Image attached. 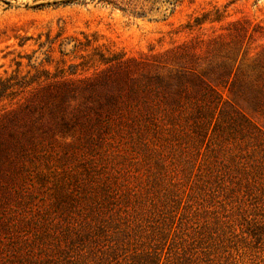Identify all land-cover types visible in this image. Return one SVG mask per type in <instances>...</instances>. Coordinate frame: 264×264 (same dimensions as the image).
Listing matches in <instances>:
<instances>
[{
	"label": "rangeland",
	"instance_id": "rangeland-1",
	"mask_svg": "<svg viewBox=\"0 0 264 264\" xmlns=\"http://www.w3.org/2000/svg\"><path fill=\"white\" fill-rule=\"evenodd\" d=\"M114 58L143 62L150 73L169 70L174 74L169 97L178 89L175 75L195 69L201 79L180 77L191 96L198 97L200 88L210 84L221 95L224 108L244 114L264 131V0H0V145H8L11 135L27 147L22 159L15 160L11 150L8 161L0 155L1 206L9 187L21 190L32 183L22 193V209L31 207L35 212L37 206L47 207L55 167L76 164L84 150L66 153L77 144L78 133L58 131L61 114L56 101L66 97L63 114L70 119L77 110L83 111L85 98L113 92L106 86L64 87V82L88 79L95 84L96 79L102 83L112 77L110 85L115 87L124 74L109 68L114 60L105 63ZM143 137L155 140L167 160L187 146L169 133ZM126 140L129 144H122ZM129 146L135 153L146 151L142 140L127 137L117 151L127 156L124 163L131 161L130 154L133 157ZM200 157L197 154L195 165ZM158 163L150 162L160 169ZM21 166L20 173L13 174ZM39 176L45 177L44 183ZM183 182L187 184L182 216L190 219L183 228L196 226L203 218L212 224L210 237L194 249L205 253L200 264H264V234L256 240L240 232L245 229L246 197L216 185L194 193L188 190L190 181ZM10 201H15L14 193ZM220 219L227 221L223 232L213 227Z\"/></svg>",
	"mask_w": 264,
	"mask_h": 264
},
{
	"label": "trees",
	"instance_id": "trees-1",
	"mask_svg": "<svg viewBox=\"0 0 264 264\" xmlns=\"http://www.w3.org/2000/svg\"><path fill=\"white\" fill-rule=\"evenodd\" d=\"M112 60L109 68L124 74L115 87L110 85L112 77L102 83L96 79L95 84L88 79L64 82V87L106 86L113 92L85 98L83 111L77 110L70 119L63 114L66 97L56 101L61 114L58 131L78 133L77 144L66 153L84 150L76 164L55 167L45 209H22V193L32 183L21 190L11 186L3 195L0 264H200L205 253L194 249L210 237L212 224L210 218H203L196 225L199 230L193 225L183 228L190 220L182 216L184 179L194 193L215 185L239 192L246 197L245 229L240 232L256 240L264 234V131L244 114L224 108L221 95L210 84L200 88L198 97L191 96L180 77L201 79L195 69L175 75L178 89L169 97L174 75L169 70L150 73L147 64L131 58L105 63ZM144 133L179 136L187 146L167 160L156 141L144 139ZM127 137L142 140L146 151L135 153L129 146L133 157L130 154L131 161L124 163L127 156L117 151ZM7 143L0 145V155L7 161L8 150L15 153V160L26 155L21 139L10 135ZM197 154L201 157L195 165ZM152 159L160 162V169L152 167ZM135 163L138 168L129 169ZM38 181L44 183L45 177ZM20 182H25L24 177ZM12 193L15 201H10ZM222 219L213 223L220 232L227 222ZM230 227L234 232L233 224Z\"/></svg>",
	"mask_w": 264,
	"mask_h": 264
}]
</instances>
